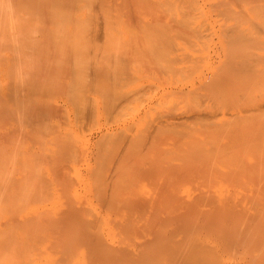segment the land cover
Listing matches in <instances>:
<instances>
[{"label": "bare ground", "instance_id": "bare-ground-1", "mask_svg": "<svg viewBox=\"0 0 264 264\" xmlns=\"http://www.w3.org/2000/svg\"><path fill=\"white\" fill-rule=\"evenodd\" d=\"M21 5L0 264H264V0Z\"/></svg>", "mask_w": 264, "mask_h": 264}, {"label": "rangeland", "instance_id": "rangeland-1", "mask_svg": "<svg viewBox=\"0 0 264 264\" xmlns=\"http://www.w3.org/2000/svg\"><path fill=\"white\" fill-rule=\"evenodd\" d=\"M1 1H4V0H1ZM1 1H0V7H1V3H3V2H1ZM5 1H6V0H5ZM5 1H4V2H5ZM13 1H15V0H13ZM16 1H17V3H12V4H14V6H13V5H12V6L15 7V4L18 5V6H16V8H14V9L11 8V9L14 10V12L16 11L15 9H17V12L15 13V15H16L18 12H21V10H19V8L23 7V6L21 5V4L23 3V0H16ZM16 1H15V2H16ZM20 1H21V2H20ZM7 2H8V1H7ZM8 3H9V2H8ZM4 4H6V2H5ZM4 4H3L2 6H4ZM10 4H11V3H10ZM10 4H7L8 7H9ZM20 5H21V6H20ZM4 7H6V5H5ZM2 9H5V10H6V8H2ZM7 9H10V8H7ZM5 10H4L3 12H5ZM13 10H12V11H13ZM18 10H19V11H18ZM22 10H23V8H22ZM1 11H2V10H0V12H1ZM8 11H9V10H8ZM8 11L5 12V13H3L4 15L6 14V19H8V20L5 19V16H4V15H3L4 18L1 20L2 12H1V15H0V21H1V22H0V25H1V23H3V25H2L3 27H6L8 21H10V20H11L12 23H14V22H13V16H14L13 14H14V13H13L12 11H9V12H8ZM10 12L13 13V14L11 13V14H12V19H11ZM8 13H9V15H7ZM18 14H20V13H18ZM14 18H15L16 20L18 19V18H16V17H14ZM4 19H5V20H4ZM9 19H10V20H9ZM16 20H15V21H16ZM6 21H7V22H6ZM17 21H19V19H18ZM17 21H16V25L19 24ZM12 23H9V25L12 24ZM12 25H13V26L10 25L11 28L14 29V26H15V28H16L17 31H19V29H21L20 27H19V28L17 27L18 25H17V26H16L15 24H12ZM2 26H0V27L2 28ZM8 27H9V26H8ZM8 27L4 28L5 30H4L3 28H2V30H1V28H0V33H1L3 30L5 31V33L3 32V35H0V38H6L7 35L9 36V32L12 33V30H13V29H10V27H9V29H8ZM17 28H18V29H17ZM6 29L11 30V31H8V30H7V31H8V32H7ZM22 29H23V28H22ZM22 29H21V30H22ZM28 29H31V28H28ZM32 29H33V28H32ZM35 29H37V28H35ZM38 29L40 30V28H38ZM43 29H45V28H43ZM16 30H14V32H16ZM23 31H24V29L22 30V33H21V32H20V33H19V32H16V33H18V34H20V35H21V34L24 35L25 33H23ZM14 32L11 34V36H12L13 34L16 35V33H14ZM39 32H40V31H39ZM41 32H42V31H41ZM7 33H8V34H7ZM1 34H2V33H1ZM4 34H7V35H4ZM15 35H13V36H15ZM20 35H18V36L16 35V36L13 37V38L15 39L16 37H17V38L19 37V40H17V41L21 42L22 39H21ZM36 35L39 37V36H40V33H38V34H36ZM2 36H3V37H2ZM5 36H6V37H5ZM9 37H10V36H9ZM17 38H16V39H17ZM9 39H10V38H9ZM9 39H8V37H7L8 42H7V40H6V42H5V41L3 42V40H5V39H2V41H1V43L3 42L4 46L7 45V46H6V49H5L4 46H2V47L0 46V47H1V48H0V51H1V54H0V101H1V102H0V107L2 106V109L0 108V109H1V110H0V112H1V113H0V114H1V115H0V117H1V118H0V121H2V122H0V123L2 124V125L0 124V125H1V126H0V127H1V128H0V131H1L2 129H4V127L6 128V126H7V127L9 126L10 129H11V127L14 128V126H15V128H14L13 130H15L16 128H17L18 130H17V132H16V137H14V136H15V135H14V136H12L13 138H11V140L13 141V139H17V138L19 137L20 132H21V131H20L21 128L19 129L18 126H20V124L22 123V122L19 123V120H20V119H19V120H16L15 117L17 118V116H21V115H22V116L20 117V118H22V117L24 116V113L21 114V112L24 111V110L26 109L25 107H27V106L25 105V102H26V100H28V98H30V97H26V96H25V93H24V86L21 85V81L19 82V79H16V81L18 80V85L15 84V83H17L16 81H15V82L13 81V80H14L13 77H16L15 74H13L14 76H11V77H10V75L13 73V72H11V71L14 70V69H13L14 67H11V66L14 65L13 63H15V62L17 61V60L14 58L15 55H13V54H16V52H17V50H18L17 47H19L20 44H19V42H17L19 45H16V43H15L16 40H13V42L15 41V42L13 43V42H11ZM37 39H38V38H37ZM11 40H12V39H11ZM1 43H0V45H1ZM7 43H8V44L11 43L12 45L8 46ZM21 43H22V42H21ZM13 44H14V46H15V45L17 46V47L15 46L16 51H14L15 49H14V47H13ZM3 47H4V48H3ZM7 47H8V48H7ZM10 47H13V48H10ZM2 48H3V50L5 49V51H4V53H3V56L6 55L7 57H6V56H5V57L2 56V52H3ZM9 49H10V50H13V49H14V50H13L14 53L11 52ZM20 49H21V46L19 47V50H20ZM8 50H9V52H8ZM19 50H18V51H19ZM21 52H22V51H21ZM5 53H7L8 55L5 54ZM9 53H10V54H9ZM19 53H20V51L17 52V55H18V57H16V58H18V61H17V62H19V61H20L19 59H21V58H19V57H21V53H20V56H19ZM10 55H12V57L14 56V57H13L14 59L12 58V59L14 60L13 62H12L11 59H9V58H11ZM1 57H2L3 59H2ZM8 57H9V58H8ZM5 58H6V59H5ZM7 60H9L10 63H9ZM5 63H6V66H5ZM20 63H21V61H20ZM9 64H11V65H9ZM16 64L19 65L18 63H15V66H16ZM8 66H10V67H8ZM19 66H21V65H19ZM9 68H10V69H9ZM8 69L11 70V71H9ZM12 69H13V70H12ZM16 69L18 70V73H19L20 70H22L21 67L18 68L17 66H16ZM19 69H20V70H19ZM17 70H16V71H17ZM4 71H5V72H4ZM8 72H9V73H8ZM14 72H15V70H14ZM10 73H11V74H10ZM15 73H16V72H15ZM18 73H17V74H18ZM8 74H9V75H8ZM17 74H16V75H17ZM19 75H21V73H20ZM19 75H18V77H19ZM11 78H12V79H11ZM11 82H14V84L11 83ZM9 83H11V84H9ZM19 83H20V84H19ZM7 84H8L9 86H8ZM12 85H14V86H12ZM20 85H21V86H20ZM10 86H12L13 88H16L17 91H14L12 87L9 88ZM19 87H22L23 91H22L21 88L19 89ZM8 88H9V89H8ZM11 89H12V90H11ZM16 89H15V90H16ZM6 90H7V91H6ZM20 90H21V91H20ZM8 91H9V93L14 92V93H12V94H14V95L7 93ZM15 93H16V94H15ZM17 93H18V94H17ZM8 94H9V95H8ZM22 94H23V95H22ZM5 95H7V96H5ZM10 95H12V96H14V97L12 98V96H10ZM52 97H53V99H55L54 96H51L50 98L52 99ZM1 98H2V99H1ZM24 98H26V100H25ZM51 99H50V100H51ZM23 100H24L25 102H24ZM4 102H5V103H4ZM21 102H22V104H23V102H24L23 105H25L24 108H22V109L20 108V107H23V105H21ZM61 103H62V102H61ZM4 104L7 106L6 108H5ZM11 104H12V105L14 104V105H15V108L13 107V108L11 109V107H12V106H10ZM14 105H13V106H14ZM8 106H10V109L7 111V113H8L9 116H10V118L8 117L9 119L7 118L8 114L4 117V115H5V113H6V112H4V111L7 110V108H9ZM17 106H20V107H18V108L20 109V113L18 112L19 110H17V109H18ZM4 108H5V109H4ZM14 110H17V113H19V115H18L17 113H16V114L13 113V114H15L16 116H15V117H14V116H11V115H12V114H11L12 112L10 113V111H14ZM21 110H22V111H21ZM2 113H3V114H2ZM10 114H11V115H10ZM2 116H3V117H2ZM12 117H13V119H15L16 121L14 120V121L12 122V120H13ZM2 118H3V119H2ZM6 118H7V119H6ZM18 118H19V117H18ZM10 119H11V121L9 122L8 120H10ZM6 120H7V122H6ZM21 120L23 121V119H21ZM17 121H18V122H17ZM8 122H9V123H8ZM13 123H14V124H13ZM3 124H4L5 126H3ZM8 124H9V125H8ZM12 124H13V125H12ZM15 124L17 125V127H16ZM2 126H3V127H2ZM20 127H21V126H20ZM9 128L6 129V132L8 131V133H9V131H11ZM96 129H97V130H96ZM93 130H94L95 133L93 132ZM99 130H100V131H99ZM2 131L5 133V136L7 137L8 134L5 132V129L2 130ZM15 131H16V130H15ZM15 131H14V134H15ZM91 132H92V133H91ZM0 133H1V132H0ZM4 133H3V134L1 133L2 135L0 134V136H1L0 138H2V136L4 135ZM10 133L12 134V131H11ZM10 133H9V134H10ZM87 133H88V134H86L87 138H89L90 141H92V139H93V141H95V140H97V138H98L99 135L101 134V129H100V128H93L91 131H88ZM11 134L9 135L10 137H11ZM18 134H19V135H18ZM95 134H96V135H95ZM17 135H18V136H17ZM90 135H93V136H90ZM6 137L3 138L4 140H3V139H0V141H2V140H3V141H7V140L9 141L10 139H7V140H6ZM7 138H9V137H7ZM91 138H92V139H91ZM94 138H95V139H94Z\"/></svg>", "mask_w": 264, "mask_h": 264}]
</instances>
